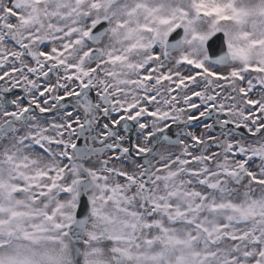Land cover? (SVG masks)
I'll return each instance as SVG.
<instances>
[{
	"label": "snow or ice",
	"instance_id": "snow-or-ice-1",
	"mask_svg": "<svg viewBox=\"0 0 264 264\" xmlns=\"http://www.w3.org/2000/svg\"><path fill=\"white\" fill-rule=\"evenodd\" d=\"M0 264H264V0H0Z\"/></svg>",
	"mask_w": 264,
	"mask_h": 264
}]
</instances>
